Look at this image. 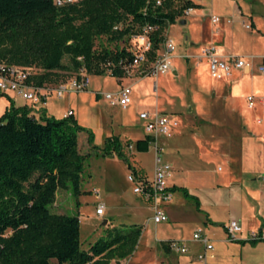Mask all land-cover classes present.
<instances>
[{"label":"rangeland","instance_id":"rangeland-1","mask_svg":"<svg viewBox=\"0 0 264 264\" xmlns=\"http://www.w3.org/2000/svg\"><path fill=\"white\" fill-rule=\"evenodd\" d=\"M191 1L196 3L199 0ZM200 2L205 8L184 12L174 24L164 30V37L172 39L175 44L173 60L171 59L173 72L145 77L141 68H135L130 76L119 80L108 74L89 75L85 90L68 92L62 98L49 99L55 115L71 107L79 125L86 128L77 136L79 151L86 155L81 176L82 194L78 198L80 205L78 208L75 206V199L69 189H59L50 209L58 213L78 214L82 248L104 236L107 227L128 228L132 224L143 227L133 254L121 262L112 261L111 264H172L177 260L176 256H179L180 264H201L198 255L203 253V246L192 239V233L197 228L202 230V235L207 236L213 245L206 253L208 263L264 264V240L255 247L249 245L248 248H241L226 238L222 226L224 221H228L231 212L228 205H225L229 200L226 189H236L239 195L243 185L248 184L246 186L250 191L252 188L249 184L252 176H255L253 182L264 194V180L261 178L264 177V75L253 69V74H248L244 80L243 94L237 95L234 100L230 98L232 83H223L229 78H240L243 74L232 73L229 78L219 80L210 77L213 80L211 86L206 79L208 76H199L202 83L200 85L196 81L197 76H192L201 62H207L202 56V50L209 46L218 50L214 43L203 40L211 35L212 25L220 24L222 27L221 38L224 43H219L222 49L218 50L221 54L231 53V45L237 44L240 48L239 55L251 60L254 66L259 62L258 56L264 52V0ZM234 7L240 10L241 20L234 18ZM212 8L220 16L217 23L211 21L212 16L211 23L205 19ZM251 16L259 22L260 32L245 27L246 21H251ZM185 18L186 25V22H180ZM202 40L203 43L199 44ZM190 41L198 43L195 44L198 45L195 53L186 51L189 50ZM141 43L135 35L119 42H110L102 36L96 39L95 48L126 47L135 50L142 48ZM33 71L40 70L34 67ZM71 76V73L65 72L62 80ZM121 83L132 87V102L127 107L110 105L102 95L98 100L92 98L94 91L113 92ZM248 96L252 97L250 102L247 100ZM6 101L10 103L7 96L0 95V116L9 105H5ZM143 109L167 117L170 133L158 137L156 144H151L148 152L136 156L131 163L141 174L151 177L156 150L161 160L171 165L167 183H180L199 196L208 212L221 222L218 226L207 224L210 222L209 216L198 213L192 202L183 198L179 191L173 193V202L182 208L184 205L180 204V198L187 202L182 218L153 223L150 220L152 213L149 203L133 192L132 183L127 179L129 169L126 163L115 160L114 155L102 157L92 147H102L108 134H118L123 138L121 142L125 153H131L125 145L127 135H134L140 130V137L147 133L142 126L144 120L138 115ZM89 132L94 135L92 144L87 141ZM173 139L175 143L172 146ZM255 165L257 166L254 167ZM226 175L235 177L234 182L230 184L229 179L222 182ZM97 188L98 196L95 193ZM243 199L239 209L238 201H233L237 206L233 214L238 217L243 235H248L250 225L255 221L246 220V216L254 202L251 194L245 193ZM100 201L105 204V213L102 217H97L95 207ZM240 212L244 213V217L239 219ZM258 218L264 223V218ZM104 219L108 222L104 223ZM165 236L184 240L187 252L172 251L168 247L170 239L157 240ZM189 258L192 262L187 261ZM55 263L52 259L50 264Z\"/></svg>","mask_w":264,"mask_h":264},{"label":"trees","instance_id":"trees-1","mask_svg":"<svg viewBox=\"0 0 264 264\" xmlns=\"http://www.w3.org/2000/svg\"><path fill=\"white\" fill-rule=\"evenodd\" d=\"M155 1L80 0L57 6L53 0H0V62L39 69L28 79L35 87L58 84L63 73L80 69L88 75L123 77L132 50L96 49L97 38L119 42L152 25L150 63L161 49L164 30L186 9L200 7L191 0ZM7 98L10 103L0 116V264H50L52 259L55 264H109L130 257L141 225L107 227L104 236L83 249L78 214L50 209L59 189H69L75 206L80 205L86 155L79 151L77 136L86 128L72 114L56 118L42 111L36 117L31 107ZM93 140L89 132L88 143ZM149 141V135L134 141L136 151H146ZM92 147L133 170L118 136ZM171 190H180L199 209L197 197L186 188Z\"/></svg>","mask_w":264,"mask_h":264},{"label":"built area","instance_id":"built-area-1","mask_svg":"<svg viewBox=\"0 0 264 264\" xmlns=\"http://www.w3.org/2000/svg\"><path fill=\"white\" fill-rule=\"evenodd\" d=\"M55 5L61 6L68 3H76L80 0H53ZM157 5L161 4L162 0L155 1ZM191 8L185 10L188 12ZM213 23L219 22L218 16H212ZM249 28V24H245ZM117 28V26H115ZM154 30V26L146 24L142 27L141 32L135 35L141 40L142 48L132 50V58L128 65L125 66V75H130L133 69L141 68L142 75L166 73L171 68L172 53L175 50V44L172 39L165 38L161 49L158 51L154 60L147 62V52L150 50L151 42L149 40V33ZM202 56L208 62L209 74L214 79H227L236 69H251V61L242 55L237 54H221L214 46L206 47L202 50ZM262 63L258 66V71L264 75V54L262 55ZM33 66H19L10 65L0 62V93L9 94L16 93L20 98L30 103L31 107H37L41 98L48 93L53 92L56 98H62L68 92L83 91L87 88L89 82V75L84 69H80L74 73L69 79L59 82L53 87L43 85V92L39 91V87H35L28 82V79L35 73ZM131 86L124 85L115 92H103L101 95L111 105H119L123 108L127 107L131 102ZM250 102L251 96L247 97ZM72 114L71 111L65 113L64 117ZM139 118L144 120V128L147 133L154 137V144H156L158 137L165 136L170 133V125L167 117L157 113H150L148 111H141ZM132 143L126 144V149L131 151ZM157 153V151L155 150ZM171 165L167 162H162L160 157L156 156L153 175L150 178L137 175L134 171H129L127 179L132 183V190L135 194L141 196L144 200L149 202L152 210L150 220L155 223H161L168 219L165 212L164 205L172 199V193L169 190L167 177L170 175ZM98 196V190L95 191ZM105 205L102 201L98 202L95 207V214L102 216ZM226 227L227 238L231 241L236 240V233L241 230V226L237 220H230ZM250 238L254 240H264V231H252ZM193 239L199 241L204 246V254L200 255V260L205 258V252L211 250L213 245L210 239L202 235V230L196 229L193 233ZM169 246L172 250L184 253L186 247L176 240H170ZM207 264V263H204Z\"/></svg>","mask_w":264,"mask_h":264},{"label":"crops","instance_id":"crops-1","mask_svg":"<svg viewBox=\"0 0 264 264\" xmlns=\"http://www.w3.org/2000/svg\"><path fill=\"white\" fill-rule=\"evenodd\" d=\"M233 0H229V2H232ZM197 4H199L200 5V7L199 8H195V9H200V8H205V5H203V3L202 2H200V0L198 1V2H196ZM195 9H193L192 10V12H194V10ZM216 12H217V10L215 9V10H213V8L211 9V13H209L208 15H206L205 16V19H208L209 21H210V17L211 16H218V17H220L218 14H216ZM233 14H234V18L235 19H238V20H241V13H240V10L237 8V7H234L233 8ZM187 17V16H186ZM212 18V17H211ZM182 24L183 23H185V25L187 24V19L185 18V19H181V21H180ZM210 23H211V21H210ZM246 24H249L250 26H252V27H249V28H247V29H250L251 28V30L253 31V30H256L257 32H260L261 31V29H260V24H259V22H257L256 20H254L253 19V17L251 16V21L250 22H247L246 21ZM213 28H214V30H213ZM221 25L219 24V26L218 25H216V26H213L212 25V32H211V35L209 36V37H205V38H203V40H206L207 42H212V43H214L216 46H217V48H218V50L220 51L221 49H222V46L219 44V43H224V40L221 38ZM224 35V34H223ZM258 38H260V36L258 37ZM223 41H222V40ZM203 40H202V42H199V44L200 43H203ZM195 44H198V43H195V42H193V41H190V43H189V50H186L187 52H196L197 51V49H198V45H195ZM239 50H240V48L237 46V44H232L231 45V53H225V54H237V55H239ZM264 54V52L261 54V55H259L258 57H259V62L254 66V64L251 62V64H252V66H251V69H249V70H247V69H236V70H234L233 71V73H236V74H243L244 76H241L240 78H232V79H228V80H226V81H224V83L223 84H225L226 82L227 83H232V85L230 86V93H231V99L232 100H234V98H237V95H239V94H243V89H244V80H245V78H247V76H248V74H253V69H255L259 74H261L259 71H258V66L262 63V55ZM243 56V55H242ZM251 56H253V55H251ZM173 60V59H172ZM251 61V60H250ZM208 62H201L198 66H197V69H195V73L194 74H192V76L193 75H195V76H197L196 78V81H197V83L200 85V84H202L201 82H200V80H199V76H201V75H203L204 77L206 76H208L206 79H207V82L210 84V86L212 85V82H213V80L210 78V76H209V69H208ZM169 71H174V69L172 68V66H171V69L169 70ZM163 74H165V73H163ZM263 75V74H262ZM101 76H107V75H101ZM110 76V75H109ZM125 76H127V75H125ZM130 76V75H129ZM150 76H152V75H150V74H148V75H145V77H150ZM159 76V75H158ZM111 77H114V76H111ZM124 77V76H123ZM254 76H252V78H253ZM115 78H117L118 80L119 79H122V77H115ZM89 83V82H88ZM55 86L56 84H47V86L48 87H53V86ZM122 86H124L122 83H121V85H120V87H118V89L117 90H119ZM40 89H39V91L40 92H43V90H44V88L43 87H39ZM131 89H132V87H131ZM116 90V91H117ZM237 90V91H236ZM255 90L257 91L258 89L257 88H255ZM103 92H110V91H103ZM103 92H100V91H94V93H93V95H92V98H94V99H96V100H98V99H100L101 98V93H103ZM113 92H115V91H113ZM247 93V92H246ZM67 94V93H66ZM65 95V94H64ZM100 95V96H99ZM131 95H132V91H131ZM6 96L7 97H10L12 100H13V102L15 103V105L16 106H22V105H27L28 107H31L30 106V103L28 102V101H25V100H23L22 98H20L16 93H12V92H10L9 94H6ZM98 96V97H97ZM52 97H55V95H54V93L53 92H51V93H48L45 97H42L41 99L43 100V101H41L39 104H37V107H31V111H32V113L36 116V117H39L40 116V114H41V112L42 111H44V114L46 115V116H53V117H56V118H61V117H64V115H65V113L66 112H68V111H71L72 112V115L74 116V118L77 120V122L79 123V120H78V118L75 116V113H74V110L70 107V108H68L67 110H62L59 114H54V112H55V109L53 108V106H52V101H50L49 99H51ZM264 97V96H263ZM262 97V98H263ZM3 99H6V98H4V97H2ZM197 98V97H196ZM7 100V99H6ZM20 101V102H19ZM131 102H132V96H131ZM130 102V103H131ZM109 103V102H108ZM9 103H8V101H6L5 102V105L7 106ZM110 104V103H109ZM111 105V104H110ZM141 111H147V110H145V109H143V110H141ZM140 111V112H141ZM139 112V113H140ZM149 112V111H148ZM139 115V114H138ZM142 126H144V124H142ZM142 129V128H141ZM141 133V130L140 131H138L136 134H134V135H127V139L128 140H126V144H127V142L128 143H132L133 144V148H132V150L131 151H129V152H131V153H129V154H126L128 157H129V160H130V163L131 162H133L134 160H135V157L136 156H139V155H142L143 153H146V152H148L149 151V149H151V144H154V137L152 136V135H150L149 133H146L143 137H140V136H138L139 134ZM111 135H116V136H118L119 138H120V140L121 139H123V138H121L120 137V135H118V134H111ZM147 135H149L150 136V141H149V143H148V148H147V150L146 151H136V149H135V146H134V141H136V140H138V139H143L145 136H147ZM107 136H110L109 134L107 135ZM106 136V137H107ZM105 137V138H106ZM125 140V139H124ZM132 140V141H131ZM175 140L173 139L172 140V146H173V143H175L174 142ZM125 152V151H124ZM157 154L158 153H156L155 151H154V166H155V158H156V156H157ZM115 156V155H114ZM133 156V157H132ZM158 156H159V154H158ZM160 157V156H159ZM114 159L115 160H117L118 158L115 156L114 157ZM118 160H120V159H118ZM160 160H161V158H160ZM122 161V160H121ZM162 161V160H161ZM163 162V161H162ZM167 163H169V162H167ZM170 164V163H169ZM131 165L133 166V170H131V169H129V171H134L137 175H141V176H145V177H147V178H150L149 176H147V175H143V174H141L138 170H137V168L135 167V165L134 164H132L131 163ZM257 165H255L254 167H256ZM154 170V169H153ZM179 170H182V169H179ZM184 171V170H183ZM177 176H180V175H177ZM234 178L235 177H229V176H227L226 175V178L222 181V182H227V180L229 179V183L231 184V183H233L234 182ZM263 180H264V177H261ZM207 180V179H206ZM255 180V176H252V180L250 181V183L251 184H249V186H251V188L252 189H250V191H248L249 189L247 188V186L246 185H248V184H244L243 185V187L241 188V191L239 190V195L237 194L238 193V190H236V189H232V190H229L228 191V189H226V193H227V195L229 196V200H227L226 201V203H225V205H228L227 207H228V210L229 211H231L230 212V215H229V217H228V221H224L223 223H222V226H223V228H224V231H225V235H226V238H227V233H226V225H227V223L230 221V220H233V219H235V220H237L238 219V217H237V215L236 214H233V212L235 211L234 210V208H236L237 206H236V204H234L235 202H233V201H238V204H239V207H238V209L239 208H241L242 207V204H243V201H244V199H243V195H245V193H247V194H251L252 195V198H253V206H250V213L246 216V220H254L255 221V223L252 225H250V230H249V232L251 233L252 231H264V223L262 222V220L261 219H259L258 218V216L259 217H261V218H264V194L261 192V191H259V189H257V186H256V184L253 182ZM217 182H219V181H217ZM263 185H264V183H263ZM168 187H169V190L171 191V193H172V199L168 202V203H166L165 205H164V209H165V212H166V214H167V216H168V219H170V220H177V219H180L179 217H181V216H183L184 214H183V212H184V207H185V203H187L185 200H183L182 198H180V204H182V205H184V207L182 208V207H180V206H176L175 204H174V202H173V193H175L176 191H179L181 194H182V196H183V198H185L186 200H189V201H191L192 202V205L194 206V208L198 211V213H202V214H204V215H208L209 217V221L210 222H208L207 224H211V225H216V226H218L221 222H219V220L217 219V218H215V217H213L212 215H211V213L210 212H208V210L206 209V207L204 206V202H203V200L202 199H200L199 198V196H197L196 194H194V192L193 191H191V190H189V188H187L186 186H183V185H180V183H176V182H173L172 184H168ZM172 187H184V188H186V190L188 191V193L189 194H191V195H194V196H196L197 197V199H198V201H199V209H197V207H196V205H195V203L192 201V200H190V199H188V198H186L184 195H183V193L180 191V190H174V191H172L171 190V188ZM96 190H99L98 188L96 189ZM99 192V191H98ZM242 192V193H241ZM239 196V197H238ZM255 200V201H254ZM146 201V200H145ZM104 203V202H103ZM149 203V202H148ZM211 204V203H210ZM237 204V205H238ZM105 205V204H104ZM201 205V206H200ZM149 209H150V211H151V213H152V210H151V208H150V204H149ZM104 213H105V209H104ZM104 213H103V215H104ZM102 215V216H103ZM173 215L174 216H176V217H173ZM97 217H102V216H98V215H96ZM151 216H152V214H151ZM241 217H244V213H242V212H240V214H239V219L241 218ZM151 218V217H150ZM182 218V217H181ZM167 219V220H168ZM107 222H108V220H107ZM200 222V221H199ZM241 226V225H240ZM261 226V227H260ZM263 226V227H262ZM198 229V228H197ZM194 231H196V229L194 230ZM194 231H193V233H194ZM193 233H192V239H193ZM250 233L248 234V235H243V232H242V227H241V230L239 231V232H237L236 233V236H237V239L236 240H233V241H231L232 243H234L235 245H237V246H239L240 245V247L241 248H248L249 247V245L250 246H252V247H255L260 241H257L256 243H251L250 241H249V239H251L250 238ZM168 239H170V240H176V241H178V242H180L182 245H184L185 246V243L183 242L184 240H182V239H178V238H172V237H169V236H165V237H159V238H157V240H160V241H165V240H168ZM228 239V238H227ZM170 240H168V247L170 248V246H169V241ZM194 240V239H193ZM229 240V239H228ZM202 244V243H201ZM203 246V245H202ZM186 247V246H185ZM88 248V246L87 247H85V248H83V249H87ZM171 249V248H170ZM186 249H187V247H186ZM172 250V249H171ZM172 251H174V250H172ZM207 251H209V250H207ZM207 251L205 252V258L203 259V260H201V264H204V263H207V264H218V263H208L207 262V258H206V253H207ZM174 252H176V253H181V252H177V251H174ZM186 252H187V250H186ZM186 252H184V253H186ZM202 254H204V246H203V253ZM202 254H199L198 255V258H199V256L200 255H202ZM177 257V260L175 261H173L174 263H172V264H180V261H179V256H176ZM200 259V258H199ZM112 261H115V260H112ZM112 261L109 263V264H111L112 263ZM120 262L122 261V260H119ZM187 261L188 262H192V260L189 258V259H187ZM52 262V260L50 261V263Z\"/></svg>","mask_w":264,"mask_h":264},{"label":"water","instance_id":"water-1","mask_svg":"<svg viewBox=\"0 0 264 264\" xmlns=\"http://www.w3.org/2000/svg\"><path fill=\"white\" fill-rule=\"evenodd\" d=\"M107 222V219H104V223H106Z\"/></svg>","mask_w":264,"mask_h":264},{"label":"bare ground","instance_id":"bare-ground-1","mask_svg":"<svg viewBox=\"0 0 264 264\" xmlns=\"http://www.w3.org/2000/svg\"><path fill=\"white\" fill-rule=\"evenodd\" d=\"M209 76H210V74H209ZM211 77V76H210Z\"/></svg>","mask_w":264,"mask_h":264}]
</instances>
